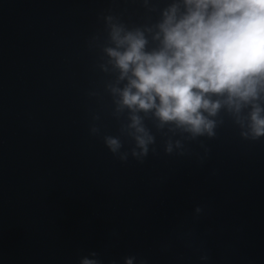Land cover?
I'll return each mask as SVG.
<instances>
[{"label":"water","instance_id":"water-1","mask_svg":"<svg viewBox=\"0 0 264 264\" xmlns=\"http://www.w3.org/2000/svg\"><path fill=\"white\" fill-rule=\"evenodd\" d=\"M109 14L158 18L143 0H0V264H79L93 251L102 264H264V138L244 140L225 117L184 155L166 154L150 121L156 154L143 163L105 146L124 119L99 68Z\"/></svg>","mask_w":264,"mask_h":264},{"label":"clouds","instance_id":"clouds-1","mask_svg":"<svg viewBox=\"0 0 264 264\" xmlns=\"http://www.w3.org/2000/svg\"><path fill=\"white\" fill-rule=\"evenodd\" d=\"M143 5L158 11L154 22L129 26L105 15L106 41L97 44L103 52L99 68L113 77L105 84L112 115L124 117L118 136H103L113 156L143 163L150 151L156 154L147 121L168 137L169 155H184V142L215 138L225 117L244 140L264 138V0H168L160 9L143 0ZM90 134L99 135L100 128L93 124ZM177 135L181 139L174 140ZM121 137L132 141L129 149L123 150ZM97 256L90 252L79 264H102ZM136 261L124 258V264Z\"/></svg>","mask_w":264,"mask_h":264}]
</instances>
